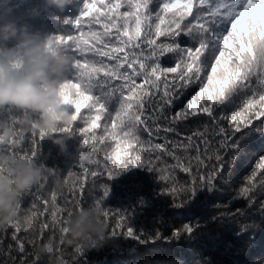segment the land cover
<instances>
[{"label": "snow or ice", "instance_id": "6c2138e0", "mask_svg": "<svg viewBox=\"0 0 264 264\" xmlns=\"http://www.w3.org/2000/svg\"><path fill=\"white\" fill-rule=\"evenodd\" d=\"M66 23H73L79 35L51 37L46 47L50 51L67 48L73 57L75 76L68 78L62 89L67 90L74 124L61 127L55 134L77 137L94 167L79 163V174L68 173L78 179L69 183L67 193L51 192L42 201L43 211L32 212L38 238H21L18 233H28V229L19 224L8 226L23 254L19 264H37L28 258L25 244L35 247L43 242L46 229L48 239H58L63 245L69 235V218L88 204L83 194L89 178L113 179L132 167L159 170V178L167 181L169 207L186 209L201 193L217 189V180L224 179L228 152H233L234 160L242 142L264 137V0H86L80 17ZM85 24L87 31L83 30ZM169 55L173 64L164 66L161 60ZM17 65L22 66L19 61ZM194 87L197 90L173 112L175 100ZM114 99L118 107L113 113L108 105ZM197 117H207L211 124L181 136L177 126ZM19 119L12 123L18 124ZM35 119L30 118L34 131L18 136L17 147L10 144L3 150L38 162V150L47 136L35 129ZM102 120L106 122L101 124ZM140 126L163 142L142 140L137 134ZM212 137L218 139L213 141ZM165 155L175 162L169 165L162 159ZM176 170L188 174L189 179L177 181ZM45 186L43 179L35 189L39 193ZM32 192L33 188L22 193L21 199ZM109 192L104 184V196L89 206L103 217L110 238L124 228L121 235L142 246L158 240L179 243L191 240L200 226L198 221L185 222L165 236L159 228L134 231L122 223L123 215L110 226V214L102 207ZM258 196H264V154L233 200L244 199L251 207ZM58 199L63 201L62 206L57 204ZM259 209L264 212V199L259 200ZM45 214L51 217L50 222L39 220ZM255 227L258 225L245 224L241 234ZM73 248L75 259L71 264H79L85 246L75 243ZM53 251L54 246L50 248ZM63 264L69 262L63 260Z\"/></svg>", "mask_w": 264, "mask_h": 264}, {"label": "trees", "instance_id": "16d2710c", "mask_svg": "<svg viewBox=\"0 0 264 264\" xmlns=\"http://www.w3.org/2000/svg\"><path fill=\"white\" fill-rule=\"evenodd\" d=\"M86 0H72L63 11L55 6H50L47 0H0V9L11 8L9 19L17 25H28L30 30L41 36L51 38L55 36L79 35V31L73 23L80 17ZM122 11L124 9H121ZM87 20L88 18H83ZM100 30V25L95 26ZM88 30V25L83 27ZM9 47L15 46V41L9 42ZM63 51L71 54L67 48ZM161 63L171 66V55L163 57ZM75 68L73 65L68 72V78H74ZM255 84V80L253 81ZM197 90L195 87L183 92L174 102L172 111H178L188 98ZM238 101V98H235ZM70 107V106H69ZM118 107L114 99L108 105L110 112ZM229 109H225L228 111ZM24 119L23 114L13 109L0 111V120ZM101 121V124L105 123ZM79 123V121H77ZM207 117L193 118L191 122H183L178 125L181 136L188 135L195 128H203L210 125ZM22 128L21 124H16ZM99 134L101 130H96ZM31 132L25 131L24 134ZM144 141L151 140L153 143L163 142L154 136H150L143 126L137 133ZM57 137L60 134H56ZM170 137L172 133L168 134ZM180 138V137H177ZM213 141L218 139L212 137ZM108 143V142H106ZM81 142L77 137H71L65 141V151L52 139L45 138L39 148V161L47 169H53L46 177V186L38 193L33 187V192L22 198L23 209L31 212L43 211V199L48 198L50 193H67L69 183H75L77 176L69 177L68 173L79 174L82 170L73 160ZM87 151V148L84 149ZM264 154V137H253L242 142L236 158L233 160V152L225 155V167L222 172L223 180H217V189L211 193L203 192L195 204L186 209H174L169 207L170 197L165 193V183L159 178V170L152 171L144 167H132L122 172L119 176L108 179L107 176H97L86 181V192L83 194L88 200L89 206L104 196L103 185L107 184L110 192L103 200L102 207L109 212V224L114 219H120L123 215L124 224H129L134 231H151L159 228L165 236L185 222H199V227L194 231L193 238L188 241L182 240L177 243L158 240L154 245H139L137 242L121 235L124 228L117 229V236L110 238L109 242L101 247H85V253L80 257L79 264H264V212L259 209V200L264 196L257 197V203L249 207L244 199H235L238 188L244 182V178L255 167L259 156ZM123 155V154H122ZM169 165L175 161L168 156H163ZM120 162L117 161V164ZM88 167H94L92 163H84ZM176 180L183 183L189 179L188 174L180 170L175 172ZM33 204L35 207L33 208ZM57 204H63L61 199ZM219 204L217 208L215 205ZM49 212L52 210L48 205ZM240 209V212H236ZM222 213H228L222 215ZM216 217V219H213ZM39 220L51 221L47 214L39 217ZM255 224L258 227L243 231L245 224ZM23 229L24 227L21 226ZM3 232L0 238V264H19L22 258L12 240L10 227L0 228ZM49 230L44 232V241L48 240ZM21 238L29 236L21 231ZM66 235L63 245L56 239L54 251L50 254L56 259L68 261L71 264L75 259L73 244L67 241ZM11 246V248L9 247ZM36 248L31 244H25V250L29 253V259L37 261V264H49V255H37Z\"/></svg>", "mask_w": 264, "mask_h": 264}, {"label": "clouds", "instance_id": "9594fccd", "mask_svg": "<svg viewBox=\"0 0 264 264\" xmlns=\"http://www.w3.org/2000/svg\"><path fill=\"white\" fill-rule=\"evenodd\" d=\"M72 0H47L50 6L60 11ZM11 8L0 9V111L13 109L23 114L19 119L22 128L9 120H0V228L19 224L28 229L30 237L38 238L34 225L37 221L30 210L23 209L21 194L39 184L53 169H45L35 159L28 160L4 151L11 144L17 147L16 139L25 131L32 132L30 118L35 117V129L43 131L65 151V141L73 137L55 133L61 127L74 124L68 106L67 90L62 89L73 65L71 54L61 49L50 51L46 47L49 38L32 32L28 25H17L9 19ZM15 41L14 47L9 42ZM22 66H18L17 62ZM26 114V115H25ZM73 160L91 163L90 154L80 145ZM68 243H80L85 247H101L109 242V229L95 207L77 210L67 223ZM54 241L48 239L37 243V255H49V264H63L54 258L50 248Z\"/></svg>", "mask_w": 264, "mask_h": 264}]
</instances>
